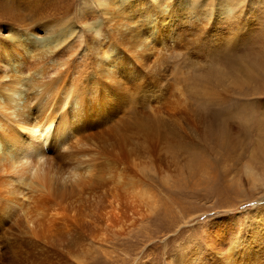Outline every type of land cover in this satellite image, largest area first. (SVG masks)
<instances>
[{"label": "rangeland", "instance_id": "rangeland-1", "mask_svg": "<svg viewBox=\"0 0 264 264\" xmlns=\"http://www.w3.org/2000/svg\"><path fill=\"white\" fill-rule=\"evenodd\" d=\"M5 1L19 6L18 12H13L21 13L23 19L13 23L9 18L0 20V39L6 41L5 38H8V43H14L13 54L18 52L19 60L17 66L10 64L8 67L0 62V133L6 135L9 128L15 130L13 126L20 114L29 116L30 109L32 114L36 113L35 107H40V93L35 96V79L52 76L51 69L59 71L52 77L60 90L55 98L65 101V90L71 82H75L81 89L80 94L84 93L83 104L89 102V113L85 116L73 111L69 105L66 109L57 105V120L66 110L64 118L70 120L72 126L77 125L68 143L51 139L43 146L47 153L44 155V173L48 181L42 182L44 188H41L36 180L35 188L31 190V180H28L23 195L19 196L24 211L21 213L9 208L0 212V264H224L226 257L234 258L240 251L242 246L236 240L240 235L244 236L247 255H251L244 262L264 264V186L251 179L246 171L251 151L264 146V76L261 79L263 88L259 81L251 89L245 88L239 93L233 91L227 97L230 101L226 99L224 105L221 104L227 115L223 111L218 115L219 107L215 102L213 104V100L211 104L209 97L202 93L205 88L201 80L208 67L201 61L205 53L203 48L199 49L195 44L180 45L168 37L143 48L142 40L148 38L151 32L147 33L141 25L151 20H146L144 15H139L135 23L131 20L138 16L147 0L137 1L139 5L135 14L130 9L117 13L118 17L124 15V21L132 24L131 28L117 32L112 22L105 23L114 14L113 9L102 7L101 2L98 7L95 0H71L68 4L67 0H57L55 9L48 7L34 13L25 11L22 0ZM185 3H191V9L199 13L207 10L209 16L220 4L236 5L237 12L252 10L247 15L250 18H239V21L258 23L249 26L255 27L252 28L251 43L254 48L263 47L264 0H187L180 4L185 7ZM103 10L110 15H105ZM85 17L90 18L89 22ZM175 17L177 19L170 20L163 27L165 36L173 25L180 23L186 26L190 23L186 8L176 13ZM98 26H103L107 33L98 31ZM236 29L215 33L221 43L218 53L223 52L218 59H210L216 62V67L217 61L230 62L228 54L235 57L250 49L245 48L249 42L242 34L235 35ZM127 30L135 34L121 35ZM61 31L68 33L70 38L61 39ZM228 35L232 41L239 42L232 53L225 51L231 41ZM124 38L128 40L121 42ZM18 39H24L20 49L16 46ZM115 40V56L120 61L134 62L135 69L141 72L138 75L140 80H132L129 69L122 64L119 70L103 71L102 66L109 59L110 41ZM44 41H48L47 45ZM103 41L104 47H109L106 54L97 49L98 43ZM106 42L108 45H105ZM54 44H57L56 47H48ZM133 52L139 54V58L131 56ZM130 66L133 69L132 63ZM128 81H133L131 85L137 88L132 95L125 91L124 85ZM119 85H123V89ZM16 87L34 97V102L29 106L15 107L14 102L8 99L13 97L11 93ZM95 88L99 94L94 96L92 92ZM196 90L198 92H194ZM42 92L44 94V89ZM191 92L198 96L193 98ZM198 97L206 99L199 103ZM205 102H210L207 103L209 106ZM225 103L229 108L224 109ZM153 106L171 108L174 113L179 109L188 112L181 118L171 119L169 123L174 121L183 123L186 128L190 126V138L186 140L167 130L169 135L166 139L171 138L173 146L169 148L167 145V148L161 145L149 152V148L142 147L143 140L131 134L134 128L130 127L131 151L128 155L122 154L117 147V136L110 132V125L114 123L109 120L110 117L117 116V123L128 120L132 109L142 112L141 115H153ZM190 106L194 111H190ZM196 108L200 111L196 112ZM196 116L205 120L206 134L212 130L224 135V144L211 142L208 135L204 136L205 132L197 136L192 133L193 117ZM215 122L219 123L220 130L218 124L217 128H211ZM14 136L19 140L17 132ZM19 145L20 148L26 146L21 142ZM34 155L31 154V158ZM183 157L189 164L183 161ZM29 162L24 166L30 169L29 178L34 179L36 170L30 168L32 160ZM2 164L0 159V206L5 200L2 196H9L12 188L4 183L8 179V169ZM25 214L26 221L21 217ZM30 231H34L36 244L41 243L42 247L33 245L34 237Z\"/></svg>", "mask_w": 264, "mask_h": 264}, {"label": "bare ground", "instance_id": "bare-ground-1", "mask_svg": "<svg viewBox=\"0 0 264 264\" xmlns=\"http://www.w3.org/2000/svg\"><path fill=\"white\" fill-rule=\"evenodd\" d=\"M70 1L71 0H67V4ZM137 1L138 0H102V1L101 0H95V3L98 7H100V2H101L102 7H110L113 9L114 14H112V16L104 10H103L104 11L103 13L105 15L106 14L110 15V16L108 15L109 19L105 23H111L112 22L113 23L112 27H114V30L116 32L123 29V28H126V27L131 28L132 26H130V24L135 23L136 20L139 19V15H144L146 20H151V21L147 22V24L141 25L142 27H144V30L147 31V33L151 32V35L148 38L146 37L144 40H142V43L144 44L143 48L149 47L151 45V43H153V42L155 43L156 41H161L164 37H168L173 42L180 43V45H183L184 43H185V46L195 44V47H197L199 49L203 48L205 53H203L202 60L201 59L200 60L207 63L208 67L206 68L207 72H205V74L203 75V78L201 80L204 83V86H202V87H203V89L205 88V91L203 90L202 93L204 96L209 97L208 99L211 100V104H212V100H213V104L215 102L216 105L219 107V108H217V106H216L217 110L219 109L217 112L218 115H221V113H222L221 111L225 112L226 103L224 106L225 110L221 109L224 105L223 102L226 101L227 97H229V95L233 91H237L239 93L240 91H243L245 88L251 89V87H254L253 86L254 84H259V81L261 83V81H262L261 79H263L262 76H264V50L261 51L259 49L264 48V45L261 48H254L255 46L251 43V39H252V35H253V29L252 28H255V27H253V26H252V28L249 27L250 24L255 25L258 23H256L255 21H252V22L249 21L250 22L249 23V22H247V20L239 21V18H250L247 15L252 10L250 11V9H247L246 11H243V9H242V10H240L241 12H237L235 10L236 5H222V4H220L219 7L214 12V14L209 16V14L207 13V10H204L202 13H199L198 11H194L193 9H191V7H192L191 3H185V5H184L185 7H183L180 4L182 2H186L187 0H177V1L176 0L175 1H173V0H147V2L145 4H142L141 9L137 13L138 16H136L135 19L131 20V23H127L124 21L125 20L124 15L122 17H118L117 13L123 12V10H127V9H130V12L134 10L133 14H135L138 10V5H139V3H137ZM22 2H23V4H25L23 6H24V9L26 12L34 13V12H37L39 9L40 10L46 9L48 7L50 9H55L57 0H22ZM62 2H64V1H62ZM58 4H61V3H58ZM150 5H152V6H150ZM185 8L187 9V17L189 18L190 23L186 26L181 25L179 23V25H181L182 27H179V25H173L169 29L170 32L168 33V36H165L164 35L165 30H163V27L166 26L167 22H169L170 20H174L176 18L175 17L176 13L185 11ZM18 9H19V6H16L15 3H12V5H10V3L8 1L0 0V20H2L4 18L5 19L9 18L13 23V21L23 19V16L21 13L15 14L13 12V11L18 12ZM203 14H206L205 18L201 17V16H203ZM116 17L120 20V23L117 22ZM206 17H207V20H206ZM85 18L89 22L90 18H87V17H85ZM157 18H159L161 21L159 22V20H157ZM92 19L96 20V18H93V16H92ZM219 23H221V25ZM218 25H220V26H218ZM98 27H99V29L97 28L98 31H100L102 33L105 31V29H103V26H98ZM234 28H237L235 35L242 34L244 39L249 42L245 45V48H250V49H248L247 51L243 50L242 53L236 54L235 57H233V55H231V54L230 55L225 54V55H227V57L228 56L231 57V59H229L230 62L228 60H226L228 62L226 64L225 63L226 61H224V62L220 61L219 62L216 60L218 63V67H216L215 66L216 62H212L211 60L213 57H215V59H216L218 56L222 55L223 52L218 53L220 51L219 46L221 43L219 42V38L216 36L215 33H217V32H219V33L220 32H228L229 29H234ZM94 29L96 30V28H93L92 30H94ZM210 30L213 32L209 33L208 31H210ZM243 31H245L244 32L245 34H243ZM105 32L107 33V30ZM127 32L122 31L121 35L127 36L128 34H130V35L135 34L129 30H127ZM60 34H61V39L67 40L68 38H70L69 34L66 33L65 31H61ZM229 35L227 36V38L229 37ZM235 35L233 33V36H235ZM227 38L225 40L226 42H227ZM14 39L16 40V38H14ZM231 39L232 38H230L229 41ZM5 40L6 41H2L0 39V62L3 63L7 67L10 64L17 66L19 64V60L17 58L18 52L13 54V46L12 45L14 43L12 44L11 41H9V43H8V38H5ZM127 40H128V38H124L121 40V42H126ZM240 41H241V39H240ZM22 42H24V39H18L17 40L16 46L18 47V49H20V47L23 46ZM43 43H44V45H47L48 41H44ZM103 43H104V41L99 42L97 49L100 51H103V54H106V51L108 50L109 47H104ZM238 43L239 42L231 40L230 42H228V47L226 48L225 51L232 53L238 47ZM56 45L57 44H54L53 46H48V47L54 48V47H56ZM105 45H108L107 42ZM116 47H117V40L110 41V48L111 49H110V51H107L109 59L107 61H105L103 64V66H102V69H104L103 71H108L110 69L119 70L120 64H122L125 66V69H127V70L129 69V73H130L129 77L133 78L132 80H136V79L140 80V76H138V75H140L141 72H139L138 70L135 69L134 62L120 61L115 56L114 49ZM220 48H222V47H220ZM253 50H256V52H254ZM197 51H198V49H197ZM208 51H209V53H208ZM222 51H224V50H222ZM248 51H249V54H248ZM54 52H55V50H53V54H54ZM209 55H210V57H209ZM131 56L139 58V54H137V53L134 54V52H133V54H131ZM195 58H197V57H195ZM130 63L133 64V69L131 68ZM229 63H234V64L230 65ZM49 71L51 72L52 76L44 75L43 79H40V78L35 79V88L37 89V93H35V96L40 93V97H38L39 101H40V107L39 108L35 107L36 113L32 114V111L30 109L29 110V116H23V114H20L18 122H16L15 125L13 124L14 125L13 127L15 128V130L12 131L9 128L10 130L8 129L6 135L3 133H0V159L3 161L2 165L8 169V171L6 172L7 173L6 175H8V179H6L4 181V183L6 185L12 187L10 189V195L9 196H4V197L2 196V198H5V200H4V202H1L2 205L0 206V212L4 211L2 209H9V208H15L17 211H19L21 213H22V211H24V208L22 206L23 204H20L19 196H21V194L23 195V189L25 188V186L28 185V180H31L30 181L31 190H33L35 188L34 185H35L36 180L38 182V183L36 182L37 184H41V188H44L42 185V182L46 183L48 181V179L44 173V165H45L44 155H46L47 153L45 152V149L43 148V146L46 145L47 142H49V140H51V139H58L59 143H62V144L65 143L66 144V142L70 141L71 137L73 136L74 126H76L77 124L72 126L71 121L68 120L67 118H64V116H65L64 114L66 113V110L62 113L61 117L57 120V115L55 114V109H56V107H58L57 105H59L61 109H66V107L69 105L70 108L72 107L73 111H76L78 114H83L85 116L89 113V111H88L89 110L88 109L89 108V102H87L88 104H86V105L83 104V99H85L84 93L82 92L80 94L81 89H79V87H77V85L74 84L75 82L74 83L71 82V84L68 86L69 88H67L65 90V94L63 96V99H65V101H59L55 98L57 95L60 94V90L57 88L58 84L55 85L56 81H54L52 79V77H53L54 73H56L58 70L57 69H51ZM209 71L211 74H209ZM115 73H116V71L113 70V74H115ZM47 78H49V79H47ZM103 79H105V78H103ZM120 81H121V79H120ZM141 83H140V85H141ZM19 84L22 85L23 83L20 82ZM53 84L56 87L52 88V86H54ZM131 84H133V81L132 82L128 81V83L126 85H124L125 89H126L125 91H127V93H129L130 95L133 94V90L135 91V89H137V88L134 89ZM261 85L263 88L262 83H261ZM112 86H114V85H112ZM119 86H121V85H119ZM122 86H121V88H122ZM258 86H260V85H258ZM43 89L45 91L44 94L42 92ZM62 89H64V88H62ZM199 89H201V88H199ZM193 90H195V88ZM197 90L194 92H198ZM247 90H249V89H247ZM263 91H264V88H263ZM187 92H189V91H187ZM92 93H94L93 94L94 96H95V94H99L97 88H95L94 92H92ZM121 93H124V92H121ZM11 94L13 95V97H10L8 100L13 101L15 107H21L22 105L29 106V104L31 102H34L33 101L34 97L28 96L27 92H23L18 87H16ZM191 94H193V93L191 92ZM196 96H198V95L196 94ZM196 96H194V94H193V98H195ZM134 97L135 96H133V98ZM70 98H72V101H71L72 103L70 102ZM92 99H94V98H92ZM92 99H91V101H92ZM101 99H102V97H101ZM198 99H200L199 100V103H200V101H202V100L204 102V100L206 98L201 100V98L198 97ZM99 100L100 99H95L94 101H99ZM183 101H186V100H184V98H183ZM206 101H208V100H206ZM227 101H228V99H227ZM207 103L205 102V104H207ZM208 104H210V102ZM221 104H223V105L221 106ZM207 105H206V107H207ZM90 106H92L91 108H93V105H90ZM172 108H174V107H172ZM210 108H211V106H210ZM226 108H229V107H226ZM178 109H176V110H178ZM152 110L154 111V112L151 111L153 115H148V114H142L141 115L142 112L139 113V111L137 110L139 113L138 114L137 111H134V109H132L128 113L129 118L126 117V115L124 116V117H126L125 119L128 118V120H121L118 123L115 122V121H117V119H119V118H117V116L116 117L115 116L110 117L109 120L114 121L112 126L110 125V132L114 133L117 136V147H119L122 154L128 155L129 152L131 151V149L129 147L131 144L130 143V136H129L130 127L134 128L131 131V134L133 136L137 137L138 139H142L143 140L142 147L147 149V150L149 148L150 149L149 152H151L152 150L155 151V149H157L161 145H163L164 147H166L168 145L169 148H170V146H173V145H171L173 143L170 140L171 138L170 139L168 138V140L166 139V135H167L166 131L167 130H169V131L172 130L173 132H176L175 134L182 136V138H186V140H187V138H190L191 132L188 131V128L190 129V126H188V128H186L187 126L184 125V126H186V127H184L182 125L183 123L182 124L180 123L181 124L180 125L179 123H176L174 121H173L174 123L173 122L169 123L171 119L178 118L179 116L181 118V116H183L182 114H185L186 111L182 112L179 109L178 110L179 112L174 113V112L170 111L171 108H170V110H167L163 107H158V106H156V107L153 106ZM192 110H193L192 106H190V111H192ZM196 110L198 112L200 111V109H197V108L195 109V111ZM229 110H227L228 115H229ZM203 112H204V110H203ZM199 115L202 116L201 112ZM216 115H215V117H216ZM225 115H227V113ZM200 116L193 117L195 120V124L193 125L191 130H192V133H194L196 136H197V134H199L201 132H205L204 131V129H205L204 121L205 120H203V118ZM185 117H187V116L185 115ZM215 117H214V119H215ZM190 118H192V117H190ZM190 118H189V120H190ZM102 119H103V117H102ZM102 119H100V120H102ZM184 119L186 120V118H184ZM181 120H183V119H181ZM194 120H193V122H194ZM12 122H15V121H12ZM190 124H191V122H190ZM217 124H218V128H219V123L217 122ZM217 124H216V122L213 123V126H211V128L212 127L217 128ZM84 128H87V127L85 126ZM219 130H220V128H219ZM225 130L226 129L224 128V131ZM76 131H77V129H76ZM207 131L208 130H206V132ZM15 132H17L19 134V140H16V138L14 136ZM206 132H205V134H206ZM219 132H221V131H219ZM194 134H192V136ZM204 136L211 138L210 139V140H212L211 142L218 144V145L219 144L221 145L222 143L224 144V141H225L224 135H222L216 131H212V130H211V132L209 131V134L207 133ZM194 138H196V137H194ZM188 140H190V139H188ZM191 140L193 141L192 137H191ZM10 142L14 143V145L10 146L9 145ZM19 142H21L22 144H25L26 146H24L23 148H20ZM168 146H167V148H168ZM262 151H264V146H261V148L259 150H252L251 151V153H250L251 157H250V160L247 162L246 171L249 173L248 175H251V179H253L254 181L260 182L264 186V152L262 153ZM33 153H35V155L31 158V154H33ZM179 153H180V151H179ZM185 157H187V156H185ZM30 158L32 160L30 168L36 170L33 173L34 179H33V177L29 178V175H28V172L30 171L29 167L24 166L25 163H27V165H28V163H30L29 162V161H31ZM184 160L185 159L183 157V161ZM187 164H189V163L187 162ZM129 184H132V182H130ZM54 201H56V200H54ZM21 202H24V201H21ZM51 204H53V203H51ZM57 204H58V202H57ZM54 206H55V204H54ZM56 216H57V214H56ZM21 217L25 218L24 221H26V214L21 215ZM29 233L32 236L34 235V231L33 232L30 231ZM236 240L239 242L240 246H242V247H240L238 245L240 247L239 248L240 251L238 253L236 252L237 256L234 258L233 257H226V262L224 264H246L244 261L250 254L247 255V251H245L246 245L244 244V241H245L244 236L241 237V235H240ZM32 241H34V243L33 242L32 243L35 246L38 245L39 247H42V245H43V244L41 245L40 241H39L40 245L36 244L35 237ZM246 244H248V243L246 242ZM47 249L49 251L48 247H47ZM229 252L231 253L232 251H229ZM228 255L229 254H227V256ZM231 255H233V252ZM222 256H224V255H222ZM250 257H251V255H250ZM214 259H215V257H214ZM247 260H248V258H247ZM212 261H211V263H213ZM216 264H218V263H216Z\"/></svg>", "mask_w": 264, "mask_h": 264}]
</instances>
